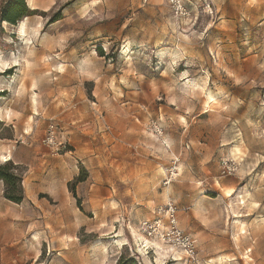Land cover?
I'll return each instance as SVG.
<instances>
[{"label": "rangeland", "instance_id": "obj_1", "mask_svg": "<svg viewBox=\"0 0 264 264\" xmlns=\"http://www.w3.org/2000/svg\"><path fill=\"white\" fill-rule=\"evenodd\" d=\"M24 2L0 22L23 197L0 180V264H264V0ZM167 203L193 259L147 236Z\"/></svg>", "mask_w": 264, "mask_h": 264}, {"label": "built area", "instance_id": "obj_2", "mask_svg": "<svg viewBox=\"0 0 264 264\" xmlns=\"http://www.w3.org/2000/svg\"><path fill=\"white\" fill-rule=\"evenodd\" d=\"M167 3L170 11L177 18L186 20L190 17V10L184 0H167ZM155 131L158 135L161 134L157 128H155ZM50 133V136H53L51 131ZM165 147L169 149L166 144ZM170 182V176L165 177L164 185H168ZM155 214L154 220L146 224L147 236L152 238L159 235L163 239H167L172 246L181 249L187 259H193L196 255V247L192 239L179 229L176 208L170 203H167L164 207L156 209Z\"/></svg>", "mask_w": 264, "mask_h": 264}, {"label": "trees", "instance_id": "obj_3", "mask_svg": "<svg viewBox=\"0 0 264 264\" xmlns=\"http://www.w3.org/2000/svg\"><path fill=\"white\" fill-rule=\"evenodd\" d=\"M25 0H0V22H6L11 25H15L22 18L30 15L29 9L25 5ZM61 17L56 16L51 23L60 20ZM2 123L0 122V128ZM11 164L8 163L5 166H0V180L5 183L6 193L5 198L13 203L20 204L22 202V193L20 187V180L10 172ZM17 193V197L12 196L9 192ZM119 258L117 264L121 261ZM127 264H134L133 261H129Z\"/></svg>", "mask_w": 264, "mask_h": 264}, {"label": "bare ground", "instance_id": "obj_4", "mask_svg": "<svg viewBox=\"0 0 264 264\" xmlns=\"http://www.w3.org/2000/svg\"><path fill=\"white\" fill-rule=\"evenodd\" d=\"M23 35V34H22ZM181 119L184 121L185 119L183 118V117H181ZM7 154V153H6ZM0 158L2 159V160H4V161H9L10 160V155L9 154H7V155H5L4 156V154L3 155H0ZM228 195L227 196H230V194L231 193H227ZM243 204H244V202H243ZM220 261V260H219Z\"/></svg>", "mask_w": 264, "mask_h": 264}, {"label": "crops", "instance_id": "obj_5", "mask_svg": "<svg viewBox=\"0 0 264 264\" xmlns=\"http://www.w3.org/2000/svg\"><path fill=\"white\" fill-rule=\"evenodd\" d=\"M167 200H166V202L169 200L168 198H166ZM155 218V217H154Z\"/></svg>", "mask_w": 264, "mask_h": 264}]
</instances>
